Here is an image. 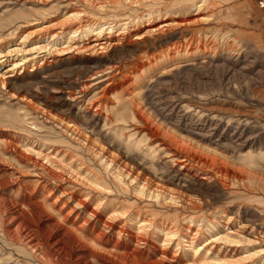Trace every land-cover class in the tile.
Here are the masks:
<instances>
[{
    "label": "rangeland",
    "instance_id": "1",
    "mask_svg": "<svg viewBox=\"0 0 264 264\" xmlns=\"http://www.w3.org/2000/svg\"><path fill=\"white\" fill-rule=\"evenodd\" d=\"M0 63V264H264V0H0Z\"/></svg>",
    "mask_w": 264,
    "mask_h": 264
},
{
    "label": "bare ground",
    "instance_id": "2",
    "mask_svg": "<svg viewBox=\"0 0 264 264\" xmlns=\"http://www.w3.org/2000/svg\"><path fill=\"white\" fill-rule=\"evenodd\" d=\"M199 7H201V6H199ZM13 21V20H12ZM17 21V20H16ZM13 22H15V20L13 21ZM12 22V23H13ZM104 22V21H103ZM13 27V26H12ZM18 27V26H17ZM17 27L15 28L16 29V31H18L17 30ZM21 27V26H20ZM19 28V27H18ZM111 30L112 29H110L109 31L111 32ZM15 31V30H14ZM14 33H16V32H14ZM1 64V63H0ZM22 63H16L15 64V67H13L11 70H9V71H12V70H14V69H16V67L17 66H20ZM22 65H24V64H22ZM21 65V66H22ZM5 79V78H4ZM2 81H4V80H2ZM1 81V82H2ZM5 83V82H4ZM160 147H158V149H159ZM189 160V159H188ZM175 161H180V160H178V159H175ZM119 179V176L118 175H116L115 176V180H118ZM138 178L136 177L135 178V180H137ZM119 181V180H118ZM126 184V183H125ZM128 184V183H127ZM129 185H130V183H129ZM126 186H128V185H126ZM106 188V187H105ZM145 188V187H144ZM108 189H110V188H108ZM35 204V203H34ZM41 204V203H40ZM39 205V204H38ZM42 205V204H41ZM37 206V205H36ZM44 206V205H43ZM27 207V206H26ZM39 207V206H38ZM41 208V207H40ZM43 208V207H42ZM41 208V209H42ZM41 212V211H40ZM42 212H44L43 210H42ZM69 215V214H68ZM142 226H146V224L145 223H143V225ZM46 228V227H45ZM48 228H49V226H48ZM52 228V227H51ZM50 228V229H51ZM54 228H56V227H53L52 229H54ZM80 228V227H79ZM51 229V230H52ZM36 230V229H35ZM41 231H43V232H40V230L38 229L36 232H34V233H37L38 235H39V233H45V232H48V231H50V230H48L47 228L46 229H43V228H41ZM30 233V232H29ZM77 233H79V232H77ZM57 235V234H56ZM176 236V235H175ZM52 237V236H51ZM63 237V236H62ZM62 237L60 238V239H58L59 238V235H57V236H55V238H53L55 241H54V245L56 244L58 247H60V246H63V245H65V243L63 242L62 243V241H61V239H62ZM64 241V240H63ZM93 241V240H92ZM96 242V241H95ZM40 243V242H39ZM50 243L51 242H49V244L48 245H50ZM94 243V242H93ZM41 245V244H40ZM47 246V245H46ZM39 247V244H35V248L37 249ZM48 247V246H47ZM50 247V246H49ZM58 250H60V248L58 249ZM63 250V249H62ZM82 252V250L81 251H79V252H77L76 253V257H77V260L78 261H80L81 259H83L81 256H79V255H77V254H79V253H81ZM84 253V252H83ZM85 254V253H84ZM81 255V254H80ZM83 255V254H82ZM86 255V254H85ZM84 260V259H83ZM195 261V260H194ZM204 261V260H203ZM108 262H110V261H108ZM204 262H206V260L204 261ZM111 264H114V263H112V262H110ZM155 264V263H154ZM202 264H205V263H202ZM208 264V263H207Z\"/></svg>",
    "mask_w": 264,
    "mask_h": 264
}]
</instances>
